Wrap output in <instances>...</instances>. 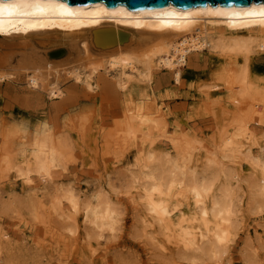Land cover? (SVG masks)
I'll use <instances>...</instances> for the list:
<instances>
[{
  "label": "bare ground",
  "instance_id": "obj_1",
  "mask_svg": "<svg viewBox=\"0 0 264 264\" xmlns=\"http://www.w3.org/2000/svg\"><path fill=\"white\" fill-rule=\"evenodd\" d=\"M84 26L89 28L80 29ZM0 46V82L25 77L32 87L44 86L50 98L61 94L57 85L61 80L72 78L91 90L100 75L113 71H120L121 88L130 81L126 71L151 82L153 69L159 67L171 71L178 82L177 69L187 66L188 55L206 48L218 54L210 61L226 58L223 65L229 66L228 71L219 78L228 85L229 98L264 108V77L258 74L264 61L263 4L176 9L169 3L129 11L124 5L106 8L103 3L68 6L59 0H0ZM205 86L204 100L217 98L220 83ZM198 99L203 100V95ZM78 104L77 99L68 101L63 111ZM255 113L249 112L251 117ZM161 130L156 136L139 137L132 129L127 133L133 155L131 163H122L126 189L144 231L141 237L170 264L177 258L188 264H229L232 244L242 229L238 190L248 195L244 200L248 213L264 212V140L250 142V125L243 122L234 131H217L215 149L203 152L187 139L169 137L175 146L171 150L163 141L166 122ZM34 146L20 161L4 158L5 167L13 164L28 192L23 195L27 202L19 203L17 198L12 212L28 206L41 231L47 228L50 236L65 243L62 250L78 254L81 264L100 263L95 245L119 225V205L104 192L82 198L72 186L59 184L61 171L76 164L63 142L45 138ZM239 176L244 179L237 180ZM34 179L44 185L45 201L40 200L41 189ZM7 236L0 228L1 244ZM250 238L246 234L242 242L248 248L243 249L244 263L264 264L253 255Z\"/></svg>",
  "mask_w": 264,
  "mask_h": 264
},
{
  "label": "rangeland",
  "instance_id": "obj_2",
  "mask_svg": "<svg viewBox=\"0 0 264 264\" xmlns=\"http://www.w3.org/2000/svg\"><path fill=\"white\" fill-rule=\"evenodd\" d=\"M217 55L206 48L188 55L187 66L177 69L181 72L178 82L163 67H154L151 82L141 81L126 71L130 81L125 88L120 87V71L100 75L91 90L83 82L67 78L57 83L61 94L56 98H50L44 86H30L25 77H10L0 82V228L9 235L8 240H2V244L0 241V264H81L78 254L66 253L67 248L62 250L65 243L61 238L50 236L47 228L41 231V224L34 220L28 206V210L22 209L23 206L19 213L12 212L13 202L17 198L19 203L27 202L23 195L28 192L16 176L13 164L5 167L4 158L20 161L34 149L35 143L45 138L63 142L64 150L72 153L76 163L61 171L59 184L72 186L82 198L104 192L121 209L115 230L106 233L105 240L98 245L91 241L101 258L98 264H170L141 237L144 231L138 224V208H134L133 197L126 189L127 173L122 163H131L130 154L133 155L127 133L132 129L139 137L156 136L166 122L167 138L163 139L166 148H175L169 141L171 137L175 141L188 140L204 152L215 149L213 140L217 131H234L248 122L252 131L249 141L264 140V108L254 107L240 98H229L225 91L228 85L219 78L229 66L223 65L226 58L219 63L210 61ZM138 66L143 69L144 64ZM258 66L262 68L258 74L262 72L260 77H264V61ZM213 81L220 83L219 93L214 100L206 101L205 85ZM201 95L203 100L198 99ZM73 99L79 100V104L64 112L66 103ZM251 110L256 112L253 117L249 114ZM43 127L44 134L40 132ZM251 149L256 150L254 146ZM245 169L243 164L241 171ZM243 176L237 180L244 179ZM33 182L41 189L37 192L41 194L40 200L45 201L44 185L36 179ZM247 197L244 189L238 190V198L243 201L238 204L242 229L232 244L229 264H245L243 249L248 248L242 242L246 234L252 238L253 255L264 263V244L261 245L264 239L258 240L264 237V226H261L264 212L248 213L244 205ZM51 224L55 225V221ZM176 260L174 264H188L185 260Z\"/></svg>",
  "mask_w": 264,
  "mask_h": 264
},
{
  "label": "water",
  "instance_id": "obj_3",
  "mask_svg": "<svg viewBox=\"0 0 264 264\" xmlns=\"http://www.w3.org/2000/svg\"><path fill=\"white\" fill-rule=\"evenodd\" d=\"M68 6L95 5L103 3L106 8H114L124 5L129 11H141L165 6L169 3L176 9H188L192 7L203 8L210 5L228 7H245L254 4H263L264 0H59Z\"/></svg>",
  "mask_w": 264,
  "mask_h": 264
}]
</instances>
